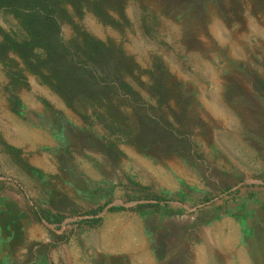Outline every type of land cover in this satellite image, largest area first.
<instances>
[{
	"label": "rangeland",
	"instance_id": "374dc122",
	"mask_svg": "<svg viewBox=\"0 0 264 264\" xmlns=\"http://www.w3.org/2000/svg\"><path fill=\"white\" fill-rule=\"evenodd\" d=\"M59 2L53 62L0 8V264H264V0Z\"/></svg>",
	"mask_w": 264,
	"mask_h": 264
},
{
	"label": "trees",
	"instance_id": "16d2710c",
	"mask_svg": "<svg viewBox=\"0 0 264 264\" xmlns=\"http://www.w3.org/2000/svg\"><path fill=\"white\" fill-rule=\"evenodd\" d=\"M60 5L61 2L59 0H0V8L12 7L18 8V10L27 8L32 13H35L30 16V20L34 22L36 30L39 32L40 28L42 30L41 33L47 37L46 40H49V46H43V48L49 54L50 62H53L54 58L58 57V53H60L59 47L62 45L61 39L58 36V12L62 8ZM37 31L36 33L39 35ZM51 76L56 80V85L54 86H57L62 93L67 94L69 89L62 85L60 81L61 77L57 73V70L51 72Z\"/></svg>",
	"mask_w": 264,
	"mask_h": 264
},
{
	"label": "crops",
	"instance_id": "0c3cea01",
	"mask_svg": "<svg viewBox=\"0 0 264 264\" xmlns=\"http://www.w3.org/2000/svg\"><path fill=\"white\" fill-rule=\"evenodd\" d=\"M224 240H226L228 243L231 242V239H229V237H226ZM240 262H242V261H240ZM232 263H233V262H232ZM232 263H230V264H232ZM245 263H246V261H245Z\"/></svg>",
	"mask_w": 264,
	"mask_h": 264
}]
</instances>
